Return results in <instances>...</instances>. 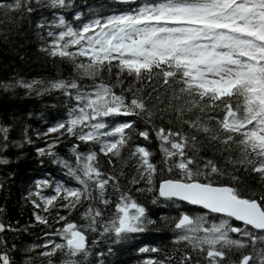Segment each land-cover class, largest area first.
Wrapping results in <instances>:
<instances>
[{"label":"snow or ice","instance_id":"obj_1","mask_svg":"<svg viewBox=\"0 0 264 264\" xmlns=\"http://www.w3.org/2000/svg\"><path fill=\"white\" fill-rule=\"evenodd\" d=\"M113 3L0 0L5 40L27 22L37 50L69 68L0 80L5 94L63 101L42 131L32 111L0 120V165L28 145L60 174L29 186L24 224L0 209V264H107L114 246L160 230L171 249L138 247L153 254L139 264H264V0Z\"/></svg>","mask_w":264,"mask_h":264},{"label":"trees","instance_id":"obj_2","mask_svg":"<svg viewBox=\"0 0 264 264\" xmlns=\"http://www.w3.org/2000/svg\"><path fill=\"white\" fill-rule=\"evenodd\" d=\"M76 6L79 10L87 12V8L100 10L107 14L113 8H120L122 6L113 3V0H75ZM87 6V8L85 7ZM136 5H129L134 7ZM47 15V13H46ZM50 18V17H49ZM67 19H71L67 16ZM10 27V26H9ZM4 25H0V33L4 32ZM69 68L65 65L58 64L57 61L48 60L43 54L37 50V40L32 34L25 22L18 29L13 30L7 34V40L0 35V80L20 76L24 79L35 78H49L61 74L67 76ZM63 101L58 100L56 95H46L42 98H23V90L18 89L16 95L5 94L0 92V120H6L10 114L22 115L27 111H32L34 115L25 122L33 129L44 130L49 124L53 123L56 118L62 116V109L57 107L55 109L49 107L52 104H62ZM39 113L43 117L35 115ZM13 138H18L17 132L11 134ZM42 141H37V145H42ZM68 143L64 142L57 146V151L61 155L66 154ZM149 150H153L149 147ZM23 152L22 158L15 160V157ZM7 155L14 162L9 165H0V209H3L4 219L19 220L20 224H24L29 220L31 207L25 200L22 199L26 195L27 189L32 185L35 179L43 178L45 173H49L53 177L59 178L60 174L56 168L45 162L43 167L39 166L38 161L34 157L31 146L24 145L22 149L10 150ZM106 167V165H105ZM128 169H126L127 171ZM12 175L9 176L8 174ZM248 183H252L249 178H245ZM121 183H124L121 181ZM138 200L145 203L150 211L156 216L161 211L169 215L174 214L167 208L158 209L148 203L150 197L138 196ZM76 217L73 216L72 219ZM33 236H22L17 240V244L30 242L41 235L40 228H34ZM11 239V238H10ZM92 237H89L91 242ZM170 235L164 230L149 231L148 233L137 237L135 241L128 244L114 246V255L107 257V264H139L140 261L146 257H150L152 253L139 254L136 249L138 247L147 245L149 248L153 246L160 247L164 250L171 249ZM105 250L103 244L97 247V251ZM91 264H95L94 253L90 257Z\"/></svg>","mask_w":264,"mask_h":264}]
</instances>
